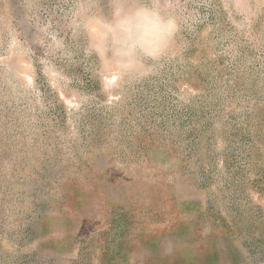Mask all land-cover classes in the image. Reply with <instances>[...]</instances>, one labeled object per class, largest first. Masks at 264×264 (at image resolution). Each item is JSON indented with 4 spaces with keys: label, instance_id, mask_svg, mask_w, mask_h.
<instances>
[{
    "label": "rangeland",
    "instance_id": "rangeland-1",
    "mask_svg": "<svg viewBox=\"0 0 264 264\" xmlns=\"http://www.w3.org/2000/svg\"><path fill=\"white\" fill-rule=\"evenodd\" d=\"M137 0H0V264H264V0H143L180 25L127 71Z\"/></svg>",
    "mask_w": 264,
    "mask_h": 264
},
{
    "label": "clouds",
    "instance_id": "clouds-1",
    "mask_svg": "<svg viewBox=\"0 0 264 264\" xmlns=\"http://www.w3.org/2000/svg\"><path fill=\"white\" fill-rule=\"evenodd\" d=\"M180 25L159 8L137 0L116 11L94 42L96 54L116 57L127 71H137L145 60L158 61L173 41Z\"/></svg>",
    "mask_w": 264,
    "mask_h": 264
}]
</instances>
